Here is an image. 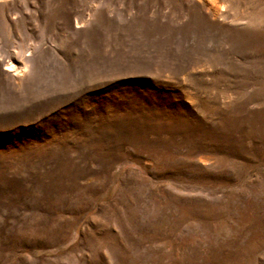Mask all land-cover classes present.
Returning <instances> with one entry per match:
<instances>
[{
  "label": "rangeland",
  "instance_id": "1",
  "mask_svg": "<svg viewBox=\"0 0 264 264\" xmlns=\"http://www.w3.org/2000/svg\"><path fill=\"white\" fill-rule=\"evenodd\" d=\"M0 264H264V0H0Z\"/></svg>",
  "mask_w": 264,
  "mask_h": 264
},
{
  "label": "bare ground",
  "instance_id": "2",
  "mask_svg": "<svg viewBox=\"0 0 264 264\" xmlns=\"http://www.w3.org/2000/svg\"><path fill=\"white\" fill-rule=\"evenodd\" d=\"M8 67H9L10 70H11V69L15 70V67H14V65H12V64L8 65Z\"/></svg>",
  "mask_w": 264,
  "mask_h": 264
}]
</instances>
